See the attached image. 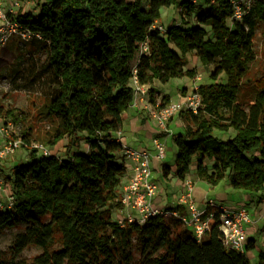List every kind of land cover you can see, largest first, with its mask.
Returning <instances> with one entry per match:
<instances>
[{"label": "trees", "instance_id": "trees-1", "mask_svg": "<svg viewBox=\"0 0 264 264\" xmlns=\"http://www.w3.org/2000/svg\"><path fill=\"white\" fill-rule=\"evenodd\" d=\"M39 2L38 16L30 11L17 19L42 36L34 38L48 48V67L57 84L44 105L51 129L42 141L50 147L64 139L67 143L64 157L38 155L31 148L33 128L22 131V146L31 159L13 168L16 203L0 211V235L19 224L23 230L14 240L15 257L0 258V264H24L17 257L31 244L42 248L35 264H130L135 249V264H252L247 251L255 240L249 239L245 252L225 247L215 218L200 242L173 216L121 226L113 213L121 207L118 187L126 166L116 133L134 103L132 68L137 66L151 96L156 80L195 77L196 70L186 69V54L195 52L212 67L213 82L199 86L203 107L198 113H180L185 126L172 134L175 173L185 179L195 162L198 176L208 183L226 179L262 202L264 75L255 82L252 101H243L241 94L257 56L254 42L264 22V0L243 20L232 17V0ZM172 5L180 9L183 22L161 31L155 27L160 10ZM186 16H195L197 23L190 25ZM145 41L149 52L142 51ZM4 112L17 121L14 110L0 106ZM231 130V137L216 133ZM207 161H212L210 167ZM257 264H264V249Z\"/></svg>", "mask_w": 264, "mask_h": 264}, {"label": "rangeland", "instance_id": "rangeland-1", "mask_svg": "<svg viewBox=\"0 0 264 264\" xmlns=\"http://www.w3.org/2000/svg\"><path fill=\"white\" fill-rule=\"evenodd\" d=\"M24 2L25 10L32 11L35 16L39 15L41 7L39 0H25ZM201 2L202 1L200 0V3ZM160 13V22L156 23V25L163 26L164 30L171 25L182 24L183 22L180 9L176 5L162 7ZM185 19L190 25L197 23L195 16H186ZM254 45L257 56L255 61L252 62L250 70L243 80L241 99L245 102L253 100L257 91L255 82L264 75V22L260 23L257 27ZM47 49L48 48L44 43L35 38L30 41H23L20 38H12L11 41L0 50V106L3 107L4 111L9 109L14 110L17 121L13 120L10 116H7L5 112L2 114L3 118L6 121H12L13 126L11 132L15 137H22V131L27 127H32L34 141L40 143H43L42 138L45 137L51 129V122L43 115L44 105L48 96L57 86L54 75L48 67ZM186 58L188 60L186 69L196 70V74L198 73L202 75V80L195 82L194 77L184 75L182 77L173 78L167 83L161 82V89L163 91H167L168 93H171V90L173 91L171 103H176L183 98L180 91L183 85H188V91H191L193 90L194 85L213 82L211 78L212 67L205 66L195 52L187 53ZM182 128H184V126ZM216 133L222 137H231L233 131L231 130L227 134H222L219 131H216ZM2 141L3 137L0 133V143ZM166 141H168L169 147L167 146L166 158L163 160L169 165H175L177 146L172 136L168 137ZM66 143L67 139H64L57 146L48 147L54 153L64 157L65 154L63 147ZM131 145L134 147L136 146V143L133 142ZM38 155H41L39 151ZM120 156L122 157V153H120ZM30 159L31 156L29 150L21 146L16 152L0 160V178L6 183L8 192L13 190L11 177L14 166L28 163ZM153 161L154 160L152 159V162ZM156 176L161 182L164 180L163 176ZM186 177L191 178L193 181L195 180L193 193L195 199V188L198 186L197 182L199 181L201 184H205V193H208L207 195H209V197L223 199L224 204L227 206L240 207L241 205H244L249 210L250 214L255 215L256 207L253 204V199L257 196L254 195L249 197L246 196L247 192L243 189H236L229 186L226 187L225 180H222L217 185H212L204 179H199L197 170L193 167ZM179 180L182 179L177 175L172 176V179L170 180L172 183L169 185L172 191L169 194V198H165L163 201L161 205L162 208L176 207L178 205L175 189L177 188L176 182ZM165 196L168 197L166 193ZM6 200L7 196L3 193L0 196V201L5 202ZM250 225L251 224H248L246 226L248 238H253L255 240V246L247 251V256L252 264H257L258 255L261 250L264 249V220H255L253 225ZM22 230L23 226L19 224L14 227L6 228L3 231L0 235V258L13 259L15 257L13 248L14 240L16 235ZM41 253L42 248L31 244L26 247L19 257H17V260H21L24 264H35V257ZM134 253L136 258L130 264H135L138 260L136 249L134 250Z\"/></svg>", "mask_w": 264, "mask_h": 264}, {"label": "built area", "instance_id": "built-area-1", "mask_svg": "<svg viewBox=\"0 0 264 264\" xmlns=\"http://www.w3.org/2000/svg\"><path fill=\"white\" fill-rule=\"evenodd\" d=\"M24 1L0 0V50L12 38H20L23 41H30L34 37L42 38L40 34L33 33L17 19L20 13L30 12L25 10ZM192 1L196 4L200 3V0ZM258 1L260 0H232L234 10L232 17L235 20H243ZM155 27H158L161 31L164 30L161 25H155ZM142 51L149 52L147 41L143 42ZM201 79V77H198L196 82ZM131 85L134 88L135 96L133 106L144 108L168 136L173 134L169 123L174 116L183 111L196 114L203 107L202 96L199 92L200 85H194L193 90L188 91L176 103H164L163 101L153 103L150 99L149 86L140 81L137 66L132 68ZM12 126V121L4 120L3 115L0 113V133L3 137V141L0 143V160L16 152L23 144L22 137H15L12 134ZM118 137L121 140L120 132ZM153 145L156 150V157L159 160H163L167 153L166 140L162 137H155ZM31 148L37 149L44 156L54 154L44 143L34 141L31 143ZM123 153L124 157L129 161L128 165L132 170V175L118 197L121 209H127L126 215L115 217L121 226L132 222L144 224L150 217L156 215L173 216L180 219L184 226L190 229L200 242L211 230L213 226L212 219L215 218L224 246L241 252L246 251V244L249 241L246 226L254 223L252 215L246 206H227L215 199H209L204 207L199 206L193 195L194 181L189 177L183 179L182 186L184 191L179 198L178 206L168 208L155 206L154 199L159 193V186L153 178V154L148 149L135 148L125 144H123ZM3 193L6 194L7 200L5 202L0 201V211L10 209L16 203L13 190L8 192L6 183L0 178V196ZM208 212L209 215L206 216Z\"/></svg>", "mask_w": 264, "mask_h": 264}, {"label": "crops", "instance_id": "crops-1", "mask_svg": "<svg viewBox=\"0 0 264 264\" xmlns=\"http://www.w3.org/2000/svg\"><path fill=\"white\" fill-rule=\"evenodd\" d=\"M158 22L160 21L158 20L156 23ZM198 77L202 78V75L197 73L196 76L194 77L195 82L197 81ZM201 84H204V83H201ZM153 86L155 88V91L153 94H151L150 98L152 97L156 101L171 102L172 100L171 96L173 93L172 90H171V93H168L167 91H163L161 89L162 83L158 81H156ZM180 91L182 95L184 96L188 92V85H183ZM183 126H185V124H184V121L181 115L175 116L169 123V127L172 129L173 134L179 132ZM119 132L121 133V136H122L121 138L122 144L132 146L131 144L135 142L136 143V146H134L135 148H145L151 151V153L153 154L154 156L153 157L154 161L152 162V170L154 173L153 178L154 180H156L159 186V193L157 195V198L154 199V204L155 206L162 208L161 205L163 201L165 200V198H169V194L172 191L169 185L172 183V181H170L172 179V176L176 175L175 165H169L166 162H164V160H159L156 157V150L153 145V139L155 137H162L165 140H167V138L171 137V135L168 136L166 132L162 131L158 125V122L155 119H153L144 108H140L138 106H132L130 107V109H128L127 111L123 113L122 128L120 129V131L116 133L117 136H119ZM166 142L168 146V141ZM121 153H122V161H124L125 166H126V172L122 175L121 183H120V186L118 187L119 196L121 195L124 186L129 182L131 175H132V170L130 166L128 165L129 161L124 157L123 150L121 151ZM211 164H212V161L206 162V165L208 167H210ZM193 168L196 169L195 162H194ZM156 175L163 176L164 180L161 182L157 178ZM199 179H202V178L199 177ZM224 180L226 183L225 186L231 187L228 181L226 179ZM182 183H183V179L176 182L177 188L175 190L177 194L176 196L178 199V205H179V198L184 191ZM197 185H198L197 186L198 188L197 187L195 188V194H196V200L199 206L204 207L206 202L209 199H215L219 202L224 203L223 199H216L214 197H209V195H207L208 193H205V190H206L204 188L205 184H201V182L198 181ZM165 193L168 195V197L165 196ZM246 196L250 197V194L247 193ZM253 200H254L253 204L256 207V213H254L255 215L251 214L253 220L254 221L255 220L258 221L259 219L264 220V213H263L264 212V198L262 202H259L258 197H255ZM126 213H127V209H124V208L121 209V207H117L114 209L113 214H114V217H116L118 215H126ZM252 225L253 223L250 226Z\"/></svg>", "mask_w": 264, "mask_h": 264}]
</instances>
